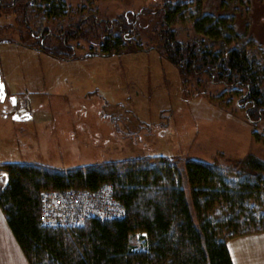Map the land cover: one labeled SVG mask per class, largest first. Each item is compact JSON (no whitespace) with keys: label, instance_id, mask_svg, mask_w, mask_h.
I'll return each instance as SVG.
<instances>
[{"label":"trees","instance_id":"1","mask_svg":"<svg viewBox=\"0 0 264 264\" xmlns=\"http://www.w3.org/2000/svg\"><path fill=\"white\" fill-rule=\"evenodd\" d=\"M236 2L242 9L216 14L186 0H160L150 9L160 15L156 47L182 72L224 85L245 121L260 124L252 135L264 142V45L249 34L248 19L239 29L237 14L248 15L249 0ZM10 12L19 41L57 59H74L72 39L106 55L142 50L137 22L149 13L76 20L65 0H0V14ZM0 170L8 175L0 208L29 264H233L227 241L264 232V161L252 154L210 163L144 155L69 168L5 162ZM103 183L124 206L123 217L72 228L41 225L43 190Z\"/></svg>","mask_w":264,"mask_h":264},{"label":"rangeland","instance_id":"2","mask_svg":"<svg viewBox=\"0 0 264 264\" xmlns=\"http://www.w3.org/2000/svg\"><path fill=\"white\" fill-rule=\"evenodd\" d=\"M186 1L216 14L242 9L236 0ZM65 2L76 20L147 9L137 22L143 49L106 55L72 39L74 59H57L20 42L12 33L15 15L1 13L0 76L7 100L0 102V163L69 168L144 155L210 163L249 154L264 161V142L252 135L262 127L245 121L244 111L223 94L226 87L205 73L182 72L157 49L160 15L150 9L160 0ZM243 15L237 14L239 29L248 19L249 34L264 45V0H249ZM16 94L14 104L30 118L11 116Z\"/></svg>","mask_w":264,"mask_h":264},{"label":"built area","instance_id":"3","mask_svg":"<svg viewBox=\"0 0 264 264\" xmlns=\"http://www.w3.org/2000/svg\"><path fill=\"white\" fill-rule=\"evenodd\" d=\"M124 215V206L107 183L94 190L46 189L40 194L39 221L45 227L72 228L89 218L114 219Z\"/></svg>","mask_w":264,"mask_h":264},{"label":"crops","instance_id":"4","mask_svg":"<svg viewBox=\"0 0 264 264\" xmlns=\"http://www.w3.org/2000/svg\"><path fill=\"white\" fill-rule=\"evenodd\" d=\"M15 96L18 97V94ZM0 173H4V178L7 180V173L3 170H0ZM226 245L233 264H264V232L233 237L227 241ZM0 264H29L10 230L1 208Z\"/></svg>","mask_w":264,"mask_h":264},{"label":"water","instance_id":"5","mask_svg":"<svg viewBox=\"0 0 264 264\" xmlns=\"http://www.w3.org/2000/svg\"><path fill=\"white\" fill-rule=\"evenodd\" d=\"M6 98V90H5V85H4V82L1 80V77H0V102H3ZM24 117V118H29L30 116L28 115V112L27 111H21V112H13L12 113V117L14 119H19L21 117Z\"/></svg>","mask_w":264,"mask_h":264},{"label":"flooded vegetation","instance_id":"6","mask_svg":"<svg viewBox=\"0 0 264 264\" xmlns=\"http://www.w3.org/2000/svg\"><path fill=\"white\" fill-rule=\"evenodd\" d=\"M5 100H7V97H6V99Z\"/></svg>","mask_w":264,"mask_h":264}]
</instances>
